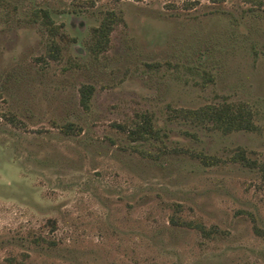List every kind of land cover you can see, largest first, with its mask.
I'll return each instance as SVG.
<instances>
[{"label":"rangeland","instance_id":"374dc122","mask_svg":"<svg viewBox=\"0 0 264 264\" xmlns=\"http://www.w3.org/2000/svg\"><path fill=\"white\" fill-rule=\"evenodd\" d=\"M0 264H264V2L0 0Z\"/></svg>","mask_w":264,"mask_h":264},{"label":"trees","instance_id":"16d2710c","mask_svg":"<svg viewBox=\"0 0 264 264\" xmlns=\"http://www.w3.org/2000/svg\"><path fill=\"white\" fill-rule=\"evenodd\" d=\"M211 1H223V0H211ZM254 5H261L264 0H245ZM44 19L46 23L49 24V27L56 29L55 25L51 22L48 14L44 11ZM114 13L110 11L105 18L101 21L99 26L94 28L96 32V37L94 41L95 49L102 48V45L107 40V35L110 29V22L113 21ZM51 57H58L59 52L55 44L51 45L50 49ZM91 90L90 85H83L80 88L81 103L86 106L88 94ZM180 115L195 123H210L213 127L221 129L223 132L230 131L232 129H253L254 122L252 119V112L247 106L241 103H231V102H222L218 104H206L197 108H180ZM63 130H69L74 128V124L71 122L65 123L62 126ZM129 133L131 139H141L146 138L150 135H157L158 131L151 122L149 115L144 113L141 120L135 122V126L129 128ZM239 158H244L242 152H237ZM206 156H201L202 159H205Z\"/></svg>","mask_w":264,"mask_h":264}]
</instances>
